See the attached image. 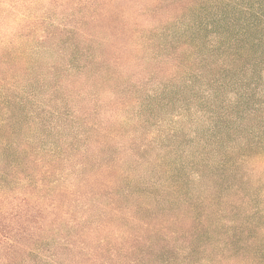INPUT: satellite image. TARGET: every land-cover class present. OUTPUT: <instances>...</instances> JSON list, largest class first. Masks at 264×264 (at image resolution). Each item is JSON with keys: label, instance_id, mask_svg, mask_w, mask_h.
<instances>
[{"label": "trees", "instance_id": "1", "mask_svg": "<svg viewBox=\"0 0 264 264\" xmlns=\"http://www.w3.org/2000/svg\"><path fill=\"white\" fill-rule=\"evenodd\" d=\"M55 6L68 13L62 14L64 21L47 15ZM14 23L15 29H7ZM3 33L17 37L14 41L18 44L26 41L44 50L56 49L62 61L44 72L39 89L22 90L23 86L12 79L22 72L25 49L17 52L19 47L14 44L15 53L10 57L0 43V243L14 236L26 241L32 231L44 229L43 223L33 224L41 215L31 211L30 192L47 185L36 176L58 161L76 165L68 175H75L77 170L70 182L82 190L78 201H83L81 207L86 209L83 217L76 216L72 207L70 210L73 228L84 226L80 232H73L71 264H141L133 254L142 252L140 246L155 247L156 243L150 241L141 245L142 235H132L127 227V238L102 253L103 246L110 242L102 231L108 225L118 226L117 219L125 217L117 197L131 198L129 191L114 197L110 186L113 180L116 182L118 171L130 169L131 159L141 164H151V159L158 163L166 154L173 156V151L180 149L189 158L170 157L175 168L181 172L188 169L196 182L216 179L213 186L221 196L230 190L238 197L249 194L240 189L246 177L251 178L260 167L262 175L255 181L262 187L255 195H264V0H0ZM40 91L49 101L56 100L57 91L65 95L69 111H51L63 121L52 122L47 129L72 135L66 141L68 145L76 143L71 155L44 145L30 147V138L21 135L23 129L33 128L42 138L33 121L40 114L36 108L48 106L45 101H37ZM70 96L78 103H69ZM26 100L31 101V107H26ZM125 109H131L132 115L123 118L137 129L123 142L114 130L119 124L117 117L124 116ZM95 113L99 118L92 121ZM150 119L153 126L148 129ZM77 121L89 128L76 127ZM185 137L187 144L179 139ZM117 145L126 150L111 154ZM185 145L195 150L185 149ZM35 150L41 155L36 156ZM139 151L147 156L141 159ZM227 153H236L238 159L229 163L224 158ZM46 154L49 157L45 158ZM104 154L107 157H102ZM209 157L210 163L206 161ZM195 162L197 171L190 167ZM122 163L127 164L125 169H120ZM245 166L248 173L241 170ZM211 168L215 171L207 178L203 176L201 171ZM168 170L164 172L168 174ZM64 173L60 171V175ZM186 180L192 183V178ZM174 189L172 185L170 191ZM69 192L74 199L75 191ZM102 197H106L104 203L99 201ZM161 200L158 195L156 201ZM200 204L206 205L204 200ZM56 205V209L60 207L59 202ZM96 205L113 211L115 218L100 219L93 213ZM185 207L191 214L187 217L190 221L195 207L190 203ZM137 209L140 213L141 208ZM128 219L139 221L134 214H128ZM142 222L147 227L150 224ZM258 228L242 237L244 228L239 227L240 238L236 232L229 234L244 245L237 253L242 261L234 264H264V238L258 236ZM150 230L153 235L157 233L156 227ZM84 237L91 239L89 244ZM218 246L223 250L218 263L204 256L196 262L235 260V254L227 252L233 249V243L227 240ZM198 247L197 243L185 244L180 264H195L192 256ZM155 258L159 260L156 254Z\"/></svg>", "mask_w": 264, "mask_h": 264}, {"label": "rangeland", "instance_id": "2", "mask_svg": "<svg viewBox=\"0 0 264 264\" xmlns=\"http://www.w3.org/2000/svg\"><path fill=\"white\" fill-rule=\"evenodd\" d=\"M34 10L36 12L43 11L42 9ZM46 13L52 19L58 21L59 19L64 21L62 17L68 15V13L56 6L52 7L50 12ZM62 14L64 15L62 16ZM15 25L16 23L7 29H15ZM3 40H5L4 43L2 42ZM14 40H18V38H13L11 35H6L5 33L0 34V43L6 48L5 53L8 56L12 57L15 53L14 44L16 45L15 47H19V49L16 50L17 52L21 50V48L25 49L22 72L14 76L12 79V81H14L13 83L18 86L21 84V86H23L22 90L39 89L38 87L43 84L44 72L49 70L55 62L61 60V57L57 56L54 52L56 49H54V51L44 50L40 45L37 46L34 45V43H28L26 41L18 44L17 41ZM7 42L11 44H7ZM56 96L57 98L55 101H49L44 91H40L37 95V101H45L48 103V106L43 104L41 107L36 108L40 114L33 120L39 128L38 130H40L42 138L38 137V132L33 128L30 130L26 128L25 131L23 129L21 135L30 138L32 144L30 147L36 149L38 145H44L49 150L56 148V150L68 156L74 153L75 151L73 149L76 148V143L68 145L66 142L71 139L72 135H69L68 131H60V133H58V131L52 129L49 131L47 129L48 124L52 122L61 123V121H63L61 117H58L59 114L57 112L51 111L56 110L62 113L69 111V104L65 105L66 101L64 102V93H62V91H57ZM71 99L72 97L70 96L69 103H78V100L75 99L71 101ZM39 104L42 103L39 102ZM27 106H32L31 101L26 100V107ZM96 108H99L98 105ZM45 109H49L50 112H47ZM121 115L124 116L120 117L119 115V117H117L119 124L118 126L116 125L114 131L123 142H126L129 138L128 133L137 129V127H131L128 120L123 118L131 117V109L122 110ZM109 117H111V115H109ZM98 118L99 115L97 113L92 115V121H96ZM150 121L149 124H147L148 129L153 126V120L150 119ZM178 124H181V122ZM75 125L82 130H87L89 128L85 124H82L81 121H77ZM59 136L62 137L60 138ZM187 137L183 138V140L181 138L179 139L187 144ZM72 146L73 148H71ZM122 147L118 145L113 147L111 149L113 153L111 154L118 155L123 153L122 151L126 150V147ZM181 148L183 147L181 146ZM188 148V145H185V149ZM194 148L195 147L189 149L195 150ZM97 150L98 147L96 146L95 152H97ZM202 151L207 152L206 149ZM181 152L182 151L179 149L173 151V156L166 154L167 156L162 158V162L158 161V163H156L157 160L151 159V164L148 162L141 164L131 159L129 162L132 166L130 167L128 165L130 169L126 172L120 170L118 174L114 176L116 182L113 180L110 186L112 187L114 197L123 191H129L131 193V198L127 201L117 197L116 203L118 207L122 209L125 217L117 219L118 226L108 225L102 231V235L108 237L110 241L103 246V254L106 253V251H104L105 249L111 250L114 245H119L121 241L127 238V231L125 230L127 227H130L128 229L132 235L133 233H140L142 235L143 240L142 243H140L141 245L146 241L156 243L153 249L140 246L142 252L133 254V257L137 256V258L141 260V264H180V259L183 255L181 253V248L183 246L185 247L187 243H193L195 245L197 243V245H199L192 256L193 262H196V260L204 256L210 257L212 261L218 263L220 261L219 257L223 253V250L219 249L218 245L227 240L234 244L233 249L227 252L228 254H235V260L232 262L222 261L219 264H234L242 261L239 256L240 254L237 253L241 252L240 248L243 249L244 245L241 244L242 241L236 242V236L229 237V234L231 235L236 232L237 236L240 238L239 227H243L244 233L242 237H244L246 233H252L255 226H257L259 227L257 231L260 232L258 236L264 238V195H255L259 193V189L262 187V185L256 184L255 181L259 175H262V171L259 170L260 167L257 173H254L251 178H249L250 175L248 177L246 174V182L243 183L244 186L242 185L240 190L245 189L244 193L250 192L249 194L244 195V197H238L230 190L223 192L221 196L215 191L216 186H213L216 179H209L206 181L200 179L201 181L196 182L193 173H188V169L181 172L175 168L170 157L178 160L189 158V156H187V158L186 155ZM206 152L205 154H207ZM153 153H155V151ZM34 154L36 156L41 155L36 150ZM138 154L141 159L147 156V153L143 151H139ZM151 155L154 156L155 154ZM47 157L49 156L46 154L45 158ZM102 157L105 158L107 156L104 154ZM237 157L236 153H227L224 155V158L229 160V163L234 159H238ZM208 159L209 160L206 161L210 163L212 161L210 159L212 158L209 157ZM90 163L91 166L94 164L93 159L90 160ZM121 165L120 169H125L127 166L126 163H122ZM196 165L197 163L190 164L191 169L197 171L198 168ZM50 166V170L47 172L44 170L37 174L39 177L36 176V178L42 179V182L47 183V185L38 187L35 191L30 192L31 196L29 197L32 213L36 214V212H40L39 215H41V218L35 220L38 222L33 224L38 226V224L42 225L43 223L44 229L32 231L33 234L30 235V238L26 241H21V239L19 240V238H17L18 236H14L0 243V264H71L69 256L71 255V238L73 232H80V228L83 227L84 229V226L80 227V225H78V227L74 226L73 228V225H71L72 215L70 210L72 207L74 209L73 213H75L76 216L83 217V215L86 214V209L81 207L83 201H78L81 197L79 194H82L79 192H82V190L78 189L77 185L71 186L70 177H76L77 170L75 171V175H68L69 172L77 168L75 164L69 165L62 161H58ZM167 169H169L168 174L164 172ZM241 170L248 173L247 166L241 167ZM60 171H65L64 174H67L65 176L60 175ZM213 171H215L214 168H211L210 171H201V173L207 178ZM180 177H182V179L178 181L177 179ZM186 177H188V179L192 178V183L191 180H186ZM104 182L108 183L107 180ZM152 182H157V184L152 185ZM235 182L237 183L238 180H235ZM161 183L164 186H162ZM222 183L224 186L228 185V181H223ZM172 185L176 187L174 191H170ZM70 190L75 191L74 199L70 196ZM158 195L162 197V200L159 202L156 201ZM105 199L106 197H102L99 200L100 203H104ZM211 199L213 200L211 201ZM201 200H204L206 203L205 206L200 204ZM57 202L60 203V207L56 209ZM188 203L195 207L192 216L193 222L192 220L189 221L187 218L191 215L185 207ZM138 207L141 208L140 213H138ZM254 210H259V212L252 214ZM93 213L100 215V219L104 221L109 218H115L113 211L107 208L102 209L100 205H96L93 208ZM128 214L136 215L139 221L128 219ZM152 215L154 219H152ZM91 219L93 220L91 223L94 224L95 219ZM142 221L150 224H148L147 227ZM151 227H156V234L153 235L150 230ZM173 231L177 233L172 235L174 233ZM79 234L80 233H78V235ZM84 238L83 241L89 244L87 241L91 239H89V237ZM75 242H77V240H75ZM130 243V245H132L131 241ZM76 245L78 246L79 244ZM90 245L92 244L90 243ZM155 254L159 260H156ZM82 264L88 263L87 261H82ZM195 264L199 263L196 262Z\"/></svg>", "mask_w": 264, "mask_h": 264}]
</instances>
